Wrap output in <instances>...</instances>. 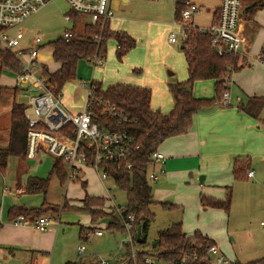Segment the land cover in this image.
<instances>
[{
  "label": "rangeland",
  "instance_id": "obj_1",
  "mask_svg": "<svg viewBox=\"0 0 264 264\" xmlns=\"http://www.w3.org/2000/svg\"><path fill=\"white\" fill-rule=\"evenodd\" d=\"M194 1L199 5L200 10L193 15V25L198 27L208 26L211 20L210 13L213 6H215L218 1ZM253 1L255 0H246L245 3L242 1V5L245 4L248 6ZM124 8L125 16L131 20L132 25L134 24L133 26L135 27V22H141L142 28L148 29L149 31H157L155 25L158 22L164 23L161 25V29H159L160 31L156 35L157 44L151 47L144 41V38H141V40H143L141 44L136 43L134 49L126 54L122 61H118L115 56L114 40H108L106 43V59L102 61V66L94 67L92 63L87 61L80 62L77 65L76 79L63 87L61 91L62 102L68 109H72L79 105L81 106L86 99V92H83L82 95L77 94L78 82H97L105 88L108 85L119 83L120 80H126L129 77L135 79V76L138 75L133 71L132 61L142 64L146 57L152 59V75L155 74L158 76L159 70H161L162 73V80L160 82L158 80L154 81L152 77H148V83L152 88L151 91L153 90V96L155 98H158L160 91H162L166 85L173 84L177 82V80L181 82L187 79L185 62L183 54L180 51V44L158 41L160 36L163 37V39L165 37L167 39L171 32L178 33L180 30L176 21L173 20V0H129V3ZM68 12L69 6L64 0H52L39 11L26 18L23 22L12 27L9 33L15 34L16 32H21L25 37L38 36L44 43L52 42L60 37L65 29L71 27V24L64 21L63 18L64 14ZM243 20L244 27L254 25V20L261 24V26H264V11L258 12L253 21L247 19ZM86 21L87 18L84 16L79 18L76 27L77 38L82 37V28ZM241 24L242 23L239 22L240 36H242ZM165 27L166 29L169 27L167 32H163V28ZM254 31L257 32L256 34L260 33L259 29ZM47 51H49V48L47 50L44 49V52ZM255 57L256 55H253L251 58ZM41 62H43L49 70L55 69V65L50 58H44ZM158 67L159 70L157 71ZM139 68L144 70L141 65L138 66V69ZM167 71H172L174 75L168 77ZM146 76H150V73H146ZM228 83L230 84V82ZM127 84L132 83L127 82ZM0 86L4 88L0 96V140H7L9 134L10 106L13 102L25 103L27 101L24 92L21 90L26 88V86L22 84H18L17 86L13 75L2 73V71L0 72ZM14 88L16 89V93ZM234 92V88H231L229 91L230 100L227 106H225L226 109L229 106L236 109L239 104L234 97ZM213 94L214 83L212 80L197 81L193 86V95L198 98H210ZM79 96L80 98H78ZM242 100H245V97H242ZM257 121L264 122V104L259 112ZM262 127H264V123ZM249 135L252 136L251 133L246 130L237 132L232 131L229 142L227 135L223 136V142L230 144L232 147L235 146V148L242 152L239 158L249 159L250 169L254 170L255 176L253 179L236 181L233 175L230 174V183L227 185L231 187L230 213L227 215L221 210H214L223 213L222 222L220 221V217L217 216V212H215V214L207 212L205 216L188 208L184 209L179 207L176 210L170 211L165 210L160 205H153L151 211L154 218L148 228L145 244H143L142 247H136L145 250L149 249L152 243L157 241L156 233L159 230L165 229L170 224L182 220V228H189L197 222L202 225V228L208 232V236L215 240L216 248L220 256L230 261V264H247L263 258L264 225H261V223L264 222V150H258L257 144L250 145L251 138L248 139ZM0 144L2 145L1 141ZM247 148L249 152L244 151L247 150ZM161 149L162 147L158 148L159 151H161ZM40 159L41 162L27 161L31 170L35 172V175L41 176L43 179L49 178L47 192L45 195L41 194V200L36 209H38L43 202L56 203H50V205L54 206V209L55 207L61 209L63 205H67L68 208L66 211L60 210L58 214L46 213L43 216L55 217L56 221L59 222L56 216L60 215V219L62 217H69L71 221L75 223L73 225L66 223L60 225L56 244H54L51 252L45 256L47 260L44 259L41 264H48L47 261L49 259L51 260L50 264H65L66 262L78 263L86 259L97 258H113V260H116V258H118L119 243L124 238H127V235L121 233H114L113 236L108 235V231L105 229L107 227V220L90 221L88 214L78 209V204L80 203L78 199L83 196L79 183L72 181L59 185L58 180L50 175L54 162L53 158L51 156H41ZM11 169L12 167L8 168V172ZM103 182L107 187L108 196L112 199L114 204L119 207H124L126 204L124 191L117 188L111 179L103 180ZM148 182L152 192L155 194L156 189H159L163 194H169L171 191L175 190L174 185H163L161 179L159 182H155L154 179L148 177ZM6 186L8 187L7 183ZM218 191L220 190L218 189ZM223 192L228 194L229 188L228 190L225 188L221 189L222 197L220 198H224L226 195L225 193L223 194ZM171 199L170 197L164 199L165 201L163 203L168 204L169 201H172ZM108 204L109 202L106 203V206H108ZM49 208L52 209L53 207ZM105 211L110 213L114 211V207ZM78 218L81 219L82 223L76 224ZM89 222L92 228L95 227V229H100L102 231L103 236L101 238L93 235L90 237L84 236V240L78 238L79 225L88 226ZM80 245L85 247L84 255L77 254V248ZM210 260L211 264H219L217 262V257L214 255H210Z\"/></svg>",
  "mask_w": 264,
  "mask_h": 264
},
{
  "label": "trees",
  "instance_id": "obj_2",
  "mask_svg": "<svg viewBox=\"0 0 264 264\" xmlns=\"http://www.w3.org/2000/svg\"><path fill=\"white\" fill-rule=\"evenodd\" d=\"M188 0H174V19L180 20V11L186 8ZM220 1V0H216ZM264 9V0L253 2L245 10L246 17L252 19L254 14ZM73 23L78 19L77 14L69 13ZM217 12L215 13V15ZM73 35L72 39L65 42L62 38H57L50 42L53 48L52 58L58 66L56 70L49 72L45 67L42 74L47 78V82L52 87L61 90L66 83L76 79V66L79 61L90 62L93 59H106V43L112 39L115 43V56L118 61H122L125 55L135 47V39L125 32L110 31L108 25L103 29L85 25L82 37L77 38L75 25L69 29ZM186 39L181 44L180 51L183 54L186 64L187 79L184 82L168 84V92L173 100V107L167 114H162L158 110L150 109L151 92L148 88L135 87L131 85L116 84L102 88L100 83L93 82L94 100L102 99L115 105L127 115L126 124L117 125L115 121H108L100 115L96 105L93 106L95 119L102 127H109L111 130L125 129L133 138L134 146L137 150L129 156L131 168L116 169L115 166H108L106 173L111 178L117 188L124 191L126 204L117 215L115 211L108 213L107 209L112 208L106 203L108 199L85 196L80 200L82 206L79 210L85 211L90 221L107 220L105 228L111 234H125L122 220L127 216H133L134 228L130 232L136 246L142 247L145 244L148 228L154 218L151 207L156 204L153 200L151 187L148 182V172L154 165L151 154L158 150L160 145L167 139L183 136L187 134L193 123V117L203 109H209L217 104H222L223 93L229 90V80L233 73L240 67L237 65V55H219L211 46L210 37L200 34L197 27L186 30ZM97 36L99 39L94 40ZM261 55L264 57V47ZM8 70L16 73L19 65L13 55L0 49V72ZM230 76V78L226 76ZM213 80L214 97L212 99H197L193 97L192 86L196 81ZM0 86V96L3 91ZM264 104L263 97L248 98L243 104L238 105V109L248 116L257 119ZM25 105L23 103H12L10 109V127L7 147L0 149V171L5 167L6 158L11 155L24 156L26 147V122L23 117ZM98 117V118H96ZM264 122H262L263 124ZM105 125V126H104ZM250 171V161L247 158H237L232 165V175L236 181L248 179L246 173ZM50 175L54 176L59 185L65 183L66 171L62 160L54 159ZM49 185V178L38 179L29 178L26 182L25 192L30 194H46ZM225 200H214L202 197L200 203L203 208H213L222 210L225 213L230 211L231 192L229 188ZM49 204V205H48ZM164 209H170V205L159 203ZM53 207L50 209L49 207ZM49 208V209H48ZM67 205L61 209L43 202L38 209L21 210L18 216L27 215L34 218L43 216L46 213L58 214L59 211H66ZM17 217V216H16ZM140 227L141 243L136 242V228ZM83 230H79L80 237ZM156 246L149 249L136 247L135 258L128 259L125 264H145L143 259L150 256L156 264H211L208 247L214 246L211 239L195 231L191 236H187L181 223H174L156 233ZM129 248L126 246L123 256L127 257ZM96 259H86L78 263L67 264H95ZM247 264H264V257Z\"/></svg>",
  "mask_w": 264,
  "mask_h": 264
},
{
  "label": "crops",
  "instance_id": "obj_3",
  "mask_svg": "<svg viewBox=\"0 0 264 264\" xmlns=\"http://www.w3.org/2000/svg\"><path fill=\"white\" fill-rule=\"evenodd\" d=\"M188 1L191 4L195 5L198 10H200L199 5L196 4L194 0H188ZM242 1H244L245 3L246 0H242ZM253 2H251V4ZM128 3L129 0L110 1L112 18L108 21L107 24L109 30L114 32H125L127 35L135 39V42L139 44H141V41H143L141 40V38H144V41L148 45L154 47L157 44L156 35L160 31L159 29H161V25H163L164 23L158 22L155 25V27H157V31L156 30L149 31L148 29L142 28L141 22H135L136 27L133 26L134 24L132 25L131 20H129V18L125 16L124 7ZM173 5H174V0H173ZM219 6H220V1H218V3L215 4V6H213L212 11L210 13L211 20L215 15V13L218 11ZM248 6L245 4L242 5V11H241L240 23H242L241 37L243 39V44L241 45L239 54L237 55V65L240 67V69L232 74L229 84L230 86L228 90L229 93L230 89L234 88L235 91L234 97L236 98V101H238L239 104H243L248 98L251 97L264 98V64H262L256 58L259 54H261L262 48L264 47V26H261V24L257 23L254 20L256 14L258 12L264 11V9L258 10L254 14L252 19H248L245 14V10L248 8ZM173 15H174V10H173ZM243 19H247L249 21L254 20L253 21L254 25H248L244 27L243 24L244 22H242L244 21ZM173 20L175 19L173 18ZM78 21H79V17L75 23H71V27L69 29H71L74 25L75 27H77ZM191 22L193 23L192 19ZM84 26L85 24H83V27ZM195 27L198 26L195 25ZM168 29L169 27L167 29L166 27L163 28V32H167ZM257 29H259L260 31V33L258 34H256L257 32L254 31ZM164 39L163 37L160 36L158 41H163L165 43L169 42L168 38L166 39L165 37ZM48 48L49 51L44 52L43 50L39 54V63L42 67H45L47 71L52 72L56 70L58 66L54 63L52 58L53 49L51 47ZM48 48H46V50ZM250 55L252 56L256 55V57L251 58L252 56ZM44 58H50V60H52L53 64L55 65L54 70H49V68L46 67L43 62H41L43 61ZM80 62L82 61H79L77 65ZM132 65H133L132 68H134L133 71L138 76H135V79L129 77L126 80H120V82L116 84H124L135 87L148 88L151 92L150 109L158 110L162 114H167L173 107V100L168 92L167 85L165 88L162 89V91H160L158 98L157 97L155 98L153 96V90L151 91L152 88L148 83V77H152L154 81L158 80L160 82L162 80V73L161 70H159V67L157 68V71L159 70L158 76L155 74L152 75V59L149 57H146L145 61L142 64H138L137 62L132 61ZM140 65L143 66L144 70H142L141 68L138 69V66ZM185 69H186V64H185ZM76 70H77V66H76ZM142 72L143 74L141 75ZM2 73H9L13 75L15 81V73L10 72L8 70H2ZM146 73H150V76H146ZM168 73H170L169 75L167 74L168 77L174 75L172 71H169ZM127 82H130L132 84H127ZM212 82L214 83L213 80ZM195 83L193 84V86L195 85ZM116 84H112V85H116ZM193 86H192V94H193ZM62 89L60 90V94ZM14 91L16 93L15 88ZM83 92L84 90L80 88L79 85L77 84V94L82 95ZM24 96L27 98L25 93ZM241 96L245 97V100H242ZM193 97L197 99H212L214 97V94L210 98L209 97L198 98L194 95ZM78 98H80V96ZM61 103L62 106L71 113H76L80 111L83 105L81 104V106L79 105L72 109H68L65 105H63L62 94H61ZM9 127H10V120H9ZM240 130H246L251 133L252 136L249 135L248 137V139L251 138L250 145L257 144L258 150L261 149L264 150V127H262V122H258L257 119L248 116L244 112L240 111L238 108L235 109L229 106L226 109L225 106L222 104H217L209 109H203L199 111L197 114H195V116L193 117L192 128L187 134L165 140L160 145V147H162L161 151L165 156V160L162 164L155 163L151 167L150 171L151 170L154 171L156 175V179H154L155 182H159L161 179L162 181L161 183L163 185H168V186L174 185L175 190L171 191L170 192L171 194L170 193L163 194L159 191V189H156V194L152 192L153 200L156 202L155 205H159V203H163L165 201L164 199L170 197L172 198L171 199L172 201H169L168 204L166 203L163 204L170 205L171 207L170 209H165V210L171 211V210H176L179 207H182L184 209L185 208L191 209L201 215H205V213L207 212H211L213 214L217 212L216 214H218L217 216L220 217V221L222 222V216H223V213H221L222 210L214 211L218 209L203 208V206L200 203V199L204 197L208 199L223 201L226 198V195L224 196V198H220L222 197L221 189L225 188L226 190H228V188H230V192H231V187H228L227 185L230 183V174H232V165L234 160L239 158V155L242 152H240L237 148H235V146L232 147L230 144L223 142L224 139L223 136L227 135V139L229 142L231 138V132L232 131L237 132ZM8 138H9V134H8ZM8 138L7 140H0L2 142V145L0 144L1 145L0 149H4L7 147ZM244 151H248V148L247 150ZM41 156H49V155L41 153L38 155L37 159L35 160H28L24 158V156H16V155L8 156L6 158L5 167L3 168V171H1L11 191L9 195H5L2 199V222L0 226V254L5 264L43 263L44 259L47 260V257L45 256H47L51 252V250L54 247V244H56L57 234L60 230L59 229L60 225L62 223H66L70 225L75 224L74 222L71 221L69 217H62L60 219V215H59L56 216L58 217L59 222L56 221L55 217H52L54 219V224L50 226L48 230L40 232L32 227L33 217L25 215V217L28 219L26 224L18 227L12 225L11 221L12 219L16 218V216L19 215L18 214L19 211L34 210L37 208V205L40 203L41 193H35V194L26 193L25 186L29 178L43 179L41 176L35 175V172L32 171L29 165L27 164L28 163L27 161L41 162L40 161ZM10 167H12V169L8 172V168ZM160 170H163V173H160ZM250 171L253 172V175L251 178L248 179H253L255 176V172L253 169H250ZM76 182L79 183L83 195L82 198L78 199V202H80V200H82L86 195L90 197H98L104 199L110 198L108 196V192L106 190L107 187L105 186L104 182L100 180L96 175V173L91 169H87V168L82 169L79 179ZM218 189L220 191H218ZM224 193L226 194V192H223V194ZM49 203L56 204L53 202H49ZM78 206L79 207L82 206L81 202L78 204ZM229 213H225V214L228 215ZM80 222L81 219L78 218L76 224H79ZM175 223H181L182 225V220ZM90 227L91 224L89 222L88 226L79 225V230L82 229L84 231L83 235L86 237H90L91 235L95 236L94 231L100 230V229H95V227L94 228L91 227L92 228L91 229ZM182 230L187 236H191L195 231H199L202 235H205L206 237L211 239L214 243V246L216 247L215 240L210 236H208V232L204 230L202 228V225L198 224V222L189 228H182ZM108 235L113 236V234L109 232ZM84 236L80 237V234L78 232L79 239L84 240L85 239ZM102 236L103 234L100 237L98 236L95 237L101 238ZM84 253H85V247H84ZM50 262L51 260L49 259L47 263L50 264ZM67 263L70 262H66L65 264Z\"/></svg>",
  "mask_w": 264,
  "mask_h": 264
},
{
  "label": "built area",
  "instance_id": "obj_4",
  "mask_svg": "<svg viewBox=\"0 0 264 264\" xmlns=\"http://www.w3.org/2000/svg\"><path fill=\"white\" fill-rule=\"evenodd\" d=\"M50 1L52 0H0V49L10 52L17 60L19 71L15 73V82L17 85L26 86L22 89L27 96L23 113L27 128L24 158L35 160L43 153L53 159L62 160L66 171V183L77 181L82 169L86 168L93 170L102 181L111 179L105 171L106 168L112 165L116 169H130L131 163L128 158L137 147L134 146V138L125 129L111 130L109 127H102L103 125L95 119L92 108L96 105L103 118L115 121L117 125L126 124L127 115L108 101L94 100L95 85L92 81L78 83L86 92L81 110L76 113L67 111L62 106L60 90L47 82V78L42 74L43 67L39 63V54L48 46L51 47L50 42L44 43L38 36L25 37L21 32L9 33L12 27L23 22ZM64 1L69 6V12L64 14L63 18L69 24L73 23L69 13L77 14L79 18L86 17L85 25L100 29H103L112 18L111 0ZM185 5L186 8L180 11V20L176 21L180 28L179 32H171L168 36V41L172 44H182L186 39V30L195 27L191 19L199 10L189 1H186ZM241 9L242 0H220L217 14L213 16L211 23L206 27H197L200 34L210 37L211 46L219 55L239 54L243 44L239 32ZM72 37L68 28L58 38L68 42ZM93 39L99 38L94 36ZM256 58L264 64V57L261 54ZM89 63L94 67L102 66V60L96 58ZM226 77L230 78L228 75ZM229 99L228 91L223 93L222 105L227 106ZM151 159L154 164H162L165 156L156 150L151 154ZM160 173H163V170H160ZM252 175V171L246 173L247 178H251ZM148 177L156 179L154 171L149 170ZM10 193L0 171V226L2 199ZM108 202L112 208L114 207L117 215H120L124 207L115 205L111 198H108ZM27 221L25 216L20 215L12 219L11 223L18 227ZM122 221L126 231L124 235H127V238L119 243L118 258L114 261L112 258H97L95 264H125L128 259L135 258L137 248L130 234L134 228L133 216L129 215ZM53 224L54 219L51 216H41L32 220V227L40 232L48 230ZM261 225H264V222ZM94 235L100 237L102 231L95 230ZM126 246L129 248V254L121 258ZM77 252L84 255V247L80 245ZM208 254L216 256L219 264H230L220 256L215 246L208 247ZM143 262L156 264L150 256L145 257ZM0 264H5L1 254Z\"/></svg>",
  "mask_w": 264,
  "mask_h": 264
},
{
  "label": "water",
  "instance_id": "obj_5",
  "mask_svg": "<svg viewBox=\"0 0 264 264\" xmlns=\"http://www.w3.org/2000/svg\"><path fill=\"white\" fill-rule=\"evenodd\" d=\"M181 48V47H180ZM169 71H167V74L169 75L170 73H168ZM136 242L137 243H141V238H140V227L136 228ZM156 242L152 243V248H154L156 246Z\"/></svg>",
  "mask_w": 264,
  "mask_h": 264
}]
</instances>
